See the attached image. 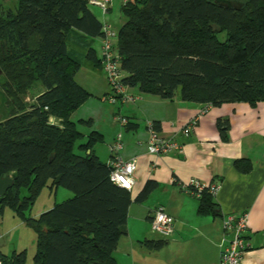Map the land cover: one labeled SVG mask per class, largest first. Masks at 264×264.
<instances>
[{"label": "trees", "instance_id": "trees-1", "mask_svg": "<svg viewBox=\"0 0 264 264\" xmlns=\"http://www.w3.org/2000/svg\"><path fill=\"white\" fill-rule=\"evenodd\" d=\"M16 2L0 4V70L12 106L0 119V178H13L0 213L8 206L24 216L44 187L68 188L72 197L26 218L37 231L34 263L120 264L114 251L127 233L131 193L93 152L102 135L91 131L77 145L84 134L73 120L92 95L76 79L85 59L104 71L92 44L108 23L89 0ZM122 10L114 49L125 86L204 105L264 101V0H124ZM75 36L86 38L82 56L70 53ZM216 123L227 139L228 119ZM154 186L148 181L137 201ZM196 198L200 214L215 210L207 191ZM0 264H26V253L0 250Z\"/></svg>", "mask_w": 264, "mask_h": 264}, {"label": "crops", "instance_id": "crops-1", "mask_svg": "<svg viewBox=\"0 0 264 264\" xmlns=\"http://www.w3.org/2000/svg\"><path fill=\"white\" fill-rule=\"evenodd\" d=\"M96 42L101 56V38L94 39V47ZM86 43L85 37L75 36L71 49L82 56ZM91 64L85 59L76 79L82 73L84 81L80 84L91 96L117 106V112L112 116L103 114L101 121L96 116L89 117L93 131L103 138L94 146L106 144V149L93 146L92 150L102 162L108 163L112 156L110 146L116 134L121 133L122 148L118 154L125 160L137 158L127 233L119 239L114 251L117 261L120 264H219L225 216L246 212L249 225L244 236L248 248L241 264H264V101L254 106L247 102L204 105L183 101L179 94L168 100L128 86L127 93L135 98L133 102L109 103L101 98L112 93L103 68ZM82 107L83 104L73 117ZM119 117L128 118L129 124L121 125ZM219 118L229 121L225 140L217 127ZM193 119L195 124L190 127ZM148 123L154 124L162 137L180 143L181 151L150 154ZM237 160H244L250 168L240 170ZM191 178L219 186L213 196L216 206L213 212H198L199 200L182 187ZM148 181L155 182V186L143 200L137 201ZM159 206L174 218V231L168 237H155L151 233V217Z\"/></svg>", "mask_w": 264, "mask_h": 264}, {"label": "built area", "instance_id": "built-area-1", "mask_svg": "<svg viewBox=\"0 0 264 264\" xmlns=\"http://www.w3.org/2000/svg\"><path fill=\"white\" fill-rule=\"evenodd\" d=\"M110 2L111 0H89L91 5L100 7L103 13L108 12ZM103 31L104 36L101 40L103 66L112 93L108 96H103L102 100L109 103H116L117 100L133 102L135 98L127 93V86L121 81L122 74L117 63L113 42L116 34L108 24H105ZM118 120L121 125L127 126L129 124V120L126 117H119ZM189 126L192 127L193 124ZM148 128L150 137L147 147L150 154L164 155L181 151V144L174 139L159 135L154 128V124L148 123ZM121 148V133H118L114 144L111 146L112 156L108 161V165L111 168L110 178L118 186L131 190L134 184V171L136 169L137 158L123 159L118 154ZM182 187L189 190L196 197L201 196L205 191L214 196L219 188L217 184H208L196 178H191ZM248 225V214L246 212L241 214L231 213L225 216L223 220L225 234L220 245L219 264H241L242 258L248 248L244 236ZM151 230L162 237H168L174 231V218L162 206L157 207L151 217Z\"/></svg>", "mask_w": 264, "mask_h": 264}, {"label": "rangeland", "instance_id": "rangeland-1", "mask_svg": "<svg viewBox=\"0 0 264 264\" xmlns=\"http://www.w3.org/2000/svg\"><path fill=\"white\" fill-rule=\"evenodd\" d=\"M0 4L2 7L9 9L14 8L17 5V2L16 0H0ZM123 4L124 0H111V8L107 14L103 13V10L100 7L91 5V9L99 17V19L103 23L110 24L115 31L116 36L113 38L114 45H116L117 42L119 28L126 20L122 10ZM95 48L97 49L98 54H100L98 42H96ZM70 53L72 56H78V54L73 52V50ZM81 74L82 73H80L77 77V81L79 83H83L84 81V77ZM5 81V76L0 70V119L5 118L12 107L4 91V85L6 84ZM108 88L111 90L109 85ZM30 97L31 94H28L25 98V101L28 102ZM106 108H108V110H106ZM114 112H117L116 105L103 103L99 96H90L84 102L83 107L73 117L74 122L77 124V128L84 134V137L77 142V145L86 142L88 134L94 129L92 128V123L86 122L89 117L96 116L97 120L101 121L103 119V114L110 113L112 116ZM94 147L95 149L99 147L106 149V144L99 143ZM76 151L81 152L78 147H76ZM106 156H108V151ZM66 191L71 192V195L68 196V194L65 193ZM72 196L73 193L68 188L60 186L56 190L46 186L39 193L38 197L35 199L30 209L26 211L24 216L16 214L10 207L4 206L2 213H0V250L5 254H11L14 251H25L26 264H35L34 255L37 251V231L32 224H29V222L26 221V218L37 217L44 211H47L54 203L64 201L65 199H68ZM151 233L155 237L160 236L153 231H151Z\"/></svg>", "mask_w": 264, "mask_h": 264}, {"label": "water", "instance_id": "water-1", "mask_svg": "<svg viewBox=\"0 0 264 264\" xmlns=\"http://www.w3.org/2000/svg\"><path fill=\"white\" fill-rule=\"evenodd\" d=\"M12 184L13 178L11 176L8 175L3 178H0V202L2 200V197L6 194Z\"/></svg>", "mask_w": 264, "mask_h": 264}, {"label": "bare ground", "instance_id": "bare-ground-1", "mask_svg": "<svg viewBox=\"0 0 264 264\" xmlns=\"http://www.w3.org/2000/svg\"><path fill=\"white\" fill-rule=\"evenodd\" d=\"M191 124H195V119L192 120ZM189 126H186V128H188ZM128 190V189H127ZM130 191V190H129Z\"/></svg>", "mask_w": 264, "mask_h": 264}]
</instances>
